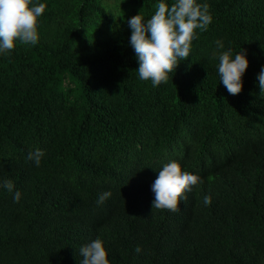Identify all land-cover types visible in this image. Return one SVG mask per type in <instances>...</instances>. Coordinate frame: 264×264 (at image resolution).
<instances>
[{"label": "trees", "instance_id": "trees-1", "mask_svg": "<svg viewBox=\"0 0 264 264\" xmlns=\"http://www.w3.org/2000/svg\"><path fill=\"white\" fill-rule=\"evenodd\" d=\"M159 2L32 0L46 5L39 41L0 53V185L14 184L0 186V264H79L95 239L110 264H264V0H197L212 23L154 86L127 21ZM217 40L249 60L237 95L211 58ZM172 161L203 182L179 212L153 209Z\"/></svg>", "mask_w": 264, "mask_h": 264}, {"label": "clouds", "instance_id": "clouds-1", "mask_svg": "<svg viewBox=\"0 0 264 264\" xmlns=\"http://www.w3.org/2000/svg\"><path fill=\"white\" fill-rule=\"evenodd\" d=\"M45 8V4L33 6L32 0H0V53L10 55L17 42L35 45L40 39L38 18ZM156 9L154 15L146 21L140 12L127 23L132 30L130 44L139 62L136 70L139 79L150 80L154 86H159L169 81V74L174 72L180 61L189 58L193 40L198 38L197 29L206 31L213 17L209 6L197 0H174L171 6L161 0ZM215 44L216 49L211 58L219 60L220 82L231 95H237L242 91V78L249 67V60L244 51L233 58L231 50L217 51L224 49L222 41L217 40ZM257 79L261 93L264 94V70L258 74ZM44 154L37 148L29 152L26 159L34 161L38 167ZM202 182L198 175L184 171L177 161L165 164L152 185L155 194L153 209L179 212L181 201L188 199L186 193L192 190V186ZM0 186L10 193L14 191L11 180ZM111 195V192L100 194L97 204H103ZM20 198L21 193L16 191L14 200L19 202ZM203 203L210 205L211 197L205 196ZM136 251L139 253L141 249L137 247ZM79 256L82 257L79 264H110L109 253L101 239L82 246Z\"/></svg>", "mask_w": 264, "mask_h": 264}]
</instances>
